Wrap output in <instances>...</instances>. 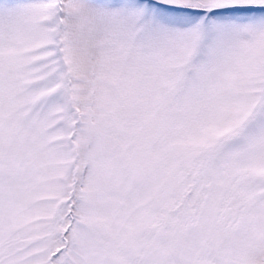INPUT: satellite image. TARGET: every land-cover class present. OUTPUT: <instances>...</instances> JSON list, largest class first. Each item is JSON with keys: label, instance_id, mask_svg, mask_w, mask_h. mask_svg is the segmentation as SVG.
<instances>
[{"label": "snow or ice", "instance_id": "obj_1", "mask_svg": "<svg viewBox=\"0 0 264 264\" xmlns=\"http://www.w3.org/2000/svg\"><path fill=\"white\" fill-rule=\"evenodd\" d=\"M0 264H264V0H0Z\"/></svg>", "mask_w": 264, "mask_h": 264}]
</instances>
